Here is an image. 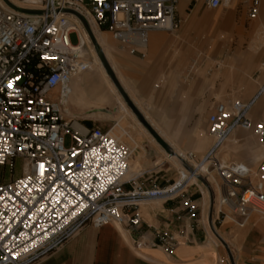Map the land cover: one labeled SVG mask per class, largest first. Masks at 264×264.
I'll list each match as a JSON object with an SVG mask.
<instances>
[{"label":"built area","instance_id":"1","mask_svg":"<svg viewBox=\"0 0 264 264\" xmlns=\"http://www.w3.org/2000/svg\"><path fill=\"white\" fill-rule=\"evenodd\" d=\"M7 1L15 8L1 0L0 264H34L88 225L126 224L137 231L139 203L175 193L188 179L166 188H144L138 175L126 177V146L109 131L88 128L65 110L71 80L88 71L91 60L87 43L74 28L78 23L85 31L75 13L92 30L105 31L129 53L144 58L149 32L178 29L179 0ZM203 2L216 9L224 0ZM258 10V0H251L248 17L255 18ZM259 95L264 96V88L250 101L215 106L207 118L208 133L215 140L197 163L207 162L219 175L218 212L239 226L253 211L264 215V155L252 172L241 163L221 165L215 150L235 128L252 131L264 144V123L249 117ZM18 162L21 172L15 175ZM194 209L187 206L190 214ZM141 236L132 240L134 250L161 247L173 253L175 239L169 233H155L147 241Z\"/></svg>","mask_w":264,"mask_h":264},{"label":"crops","instance_id":"2","mask_svg":"<svg viewBox=\"0 0 264 264\" xmlns=\"http://www.w3.org/2000/svg\"><path fill=\"white\" fill-rule=\"evenodd\" d=\"M186 2L179 0V13ZM193 21L180 31L149 32L144 58L129 53L108 33L99 41L105 56L111 58L107 61L121 90L145 124L108 82L89 45L87 54L92 58L89 70L71 82L70 99L65 106L67 114L78 115L88 128L109 131L126 146L130 150L127 177L138 175L137 182L146 189L152 185L170 186L182 178L183 169L193 166L191 162L199 163L205 157L214 143L208 133L207 118L218 103H230L234 96L250 101L264 88V74L258 76L259 85L240 76L243 69L255 68L262 54L263 22L255 27L248 50L238 49L223 70L227 80L232 73L238 78L237 92L217 82L214 62L200 58L199 48L217 53L219 43L202 38L204 22ZM188 28L196 30L198 40L183 36ZM70 104L75 107L73 110ZM249 117L264 123L263 95L254 100ZM146 125L165 143V148ZM241 136L242 133L234 132L221 148L228 163H235V158L243 156L234 148ZM250 142L248 139L243 143L247 148L243 159L249 157L255 162L263 157L264 150H250ZM187 181L175 193L141 201L138 205L141 223L137 231L126 224L88 225L60 249L34 264H264V215L251 212L245 224L239 226L218 212L217 191L201 181ZM189 204L195 208L192 214L187 211ZM159 232H167L175 239L172 254L161 247L133 249L132 240L140 234L147 241Z\"/></svg>","mask_w":264,"mask_h":264},{"label":"rangeland","instance_id":"3","mask_svg":"<svg viewBox=\"0 0 264 264\" xmlns=\"http://www.w3.org/2000/svg\"><path fill=\"white\" fill-rule=\"evenodd\" d=\"M15 1L22 3V1L20 0H15ZM203 1L204 0H187L181 13H179L177 10L178 18L180 20L178 31H180L179 29L186 28V25L191 23L193 20H194L193 22H197V21L204 22V29L202 30L203 32L201 33L202 38L203 37L210 38L213 44L215 43V41H217L219 43V47H218L217 53H211V52L207 53V50L205 48H202V49L199 48L198 53L200 54V58L205 59L209 61L210 63L214 62L218 83L223 82L222 86L224 88L230 87L232 88V90L238 92L240 90V86L238 85V78L235 77L234 73H232L231 76H229L227 80L226 76L223 73V70L229 66L227 63L228 59L231 58L238 49H240L241 51L248 50L249 42L253 38L255 27L259 23H262V22L264 23V12H263L264 2L263 0H258V3H259L258 14L256 15L255 18H249L247 11H248V7H249L251 0H247V1L236 0L235 3L231 1L229 4H226L224 2V4H222L220 7L216 9L207 8ZM194 17L195 19H193ZM98 31L103 32V30H98ZM92 33H93V36L95 37L97 44L99 45L96 39V33L94 32V30H92ZM183 36L193 38L194 40H198L196 36V30L194 29L188 28ZM71 40L75 42L76 36L72 35ZM109 41L112 42L110 38H109ZM89 46L95 52L94 53L95 56H97L96 48L91 43L89 44ZM99 48L103 51L100 45H99ZM106 59H111V58L106 57ZM102 68H103V65H102ZM103 70L105 72L104 68ZM260 73L264 74V46H263L262 54L257 60L256 67L243 69L241 71L240 76H243V78H245L247 81L257 82L259 85L261 83L260 82L261 80L258 78ZM106 78L114 89L115 86L112 83L109 76L107 75V73H106ZM227 81L232 82L230 86L226 84ZM236 99L237 98L235 96L232 97V101ZM70 107L72 110L75 108L72 104H70ZM67 109H69V105L67 106ZM74 116L78 118V115L74 114ZM234 132L242 133V136H241L242 140L239 141L234 148L238 150L241 153V155H243L239 157V159L237 160L235 158L234 161L237 163L246 165L251 170H255L260 160L252 162L249 157H247V159L244 160L243 159L244 153L247 152V148L245 147V145H243V143L247 142V140L250 139L251 141L250 143L252 145L250 150H254L255 148H261L262 150H264V144L259 142L258 138L256 137V135L253 134L252 131H245L240 128H235L227 135V137L219 145L222 146L226 144L227 142H229ZM213 140H215L214 137H213ZM68 144H69V140L68 138H66L65 145L67 146ZM219 145L217 146L215 150V156L218 159L219 158L223 159L221 152L220 153L216 152L218 147H220ZM263 155H264V151H263ZM225 161L228 163L229 160L226 159ZM191 164L194 167L197 166V163L191 162ZM205 165H209V164L206 163ZM193 166H189V167L187 166L186 170L183 169L182 174L180 176L182 178H185L186 176H188L187 182L189 183L201 181L209 189L215 192L217 191V201H218L220 194L222 192L221 178L219 177V175L215 171H212L210 169L209 170L211 174L207 175L203 172L204 168H200V167L193 168ZM20 172H21V163L18 162L15 175H19ZM188 172H189V175H188ZM0 173H3L2 169H0Z\"/></svg>","mask_w":264,"mask_h":264},{"label":"water","instance_id":"4","mask_svg":"<svg viewBox=\"0 0 264 264\" xmlns=\"http://www.w3.org/2000/svg\"><path fill=\"white\" fill-rule=\"evenodd\" d=\"M4 2H6L10 7L15 8L14 5H12L9 1L7 0H3ZM23 12H27V13H37L39 11H34V10H27V9H22ZM76 16L79 18V20L81 21L85 31L88 34L89 40L91 42V44L96 48V54L99 57L103 68L105 69V72L107 73V75L109 76V78L111 79L112 83L114 84V86L118 89V91L120 92V94L123 96L125 102L127 103V105L129 106V108L132 110V112L138 117V119L143 123V119L141 118V116L138 114V112L136 111L135 107L133 106V104L128 100V98L125 96V94L123 93V91L121 90L119 83L114 75V72L109 64V62L107 61L103 51L99 48V45L97 44L95 37L93 36L92 30L89 26V24L85 21V19H83V17H81L79 14L75 13ZM147 129H149V127L146 125ZM149 131L151 132V134L154 136V138L165 148V143H163V141H161L158 136L149 129Z\"/></svg>","mask_w":264,"mask_h":264},{"label":"bare ground","instance_id":"5","mask_svg":"<svg viewBox=\"0 0 264 264\" xmlns=\"http://www.w3.org/2000/svg\"><path fill=\"white\" fill-rule=\"evenodd\" d=\"M10 1H12V2H14V3H16V4H21V3H19V2H17V1H15V0H10ZM28 1H34V0H28ZM232 0H224V2L226 3V4H229L230 2H231ZM224 2H223V4H224ZM233 2V1H232ZM0 4H2V2H1V0H0ZM74 28L82 35V39H83V42L84 43H87L86 45H89L91 42H90V40H89V37H88V34H87V32L86 31H82L81 30V27H80V25L77 23V24H75L74 25ZM94 30V32L96 33V39H97V41H98V43H99V45H100V39L102 38V36L103 35H107V33L106 32H99L98 31V29L97 28H94L93 29ZM89 41V42H88ZM102 42V41H101ZM103 44V43H102ZM101 46V45H100ZM87 47V46H86ZM95 53V52H94ZM104 53V52H103ZM104 55H105V53H104ZM96 59H97V61L99 62V64L101 65V62H100V59H99V57H97V56H94ZM101 67H102V65H101ZM71 82H72V80H71ZM71 82H70V84H69V94H68V97H67V99H66V104H65V106L68 104V102H69V99H70V94H71ZM114 137V136H113ZM115 138V137H114ZM116 139V138H115ZM117 140V139H116ZM220 146V145H219ZM223 147V145L222 146H220V147H218V149H217V151L216 152H218V153H220V151H221V148ZM223 157V156H222ZM219 160V162H220V164L221 165H223V166H226V167H230V166H233L234 164H238L237 162H235V163H227L226 161H225V158L223 157V159H218ZM207 162H204L203 164H201V165H198L197 164V166L195 167V168H197V167H200V168H204L203 170V172L205 173V174H207V175H210L211 174V172H210V170H209V168H208V165H205ZM128 173H129V171H128ZM128 173H127V175H126V177L128 176ZM184 178H181V179H179L177 182H181L182 180H183ZM219 191V190H218ZM254 212V211H253ZM108 224H111V223H108Z\"/></svg>","mask_w":264,"mask_h":264}]
</instances>
